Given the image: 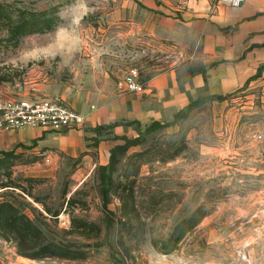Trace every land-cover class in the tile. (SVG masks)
<instances>
[{"label":"rangeland","instance_id":"1","mask_svg":"<svg viewBox=\"0 0 264 264\" xmlns=\"http://www.w3.org/2000/svg\"><path fill=\"white\" fill-rule=\"evenodd\" d=\"M163 1L164 16L173 12L169 2L181 4ZM0 11V89L22 90L30 81L26 72L47 62L41 72L58 83L118 95L130 68L144 84L182 60L173 41L153 33L152 13L132 0H0ZM41 12L56 21L50 31L8 33L21 18ZM126 123L110 124L126 136L102 129L98 138L86 137L87 150L76 157L14 151L6 165L25 190H0V202L12 203L49 242L77 256L30 260L0 238V264H264V140L252 139L264 136L261 88L198 105L152 133ZM89 125L87 132L105 127ZM123 138L139 142L116 152L109 172L110 151Z\"/></svg>","mask_w":264,"mask_h":264},{"label":"crops","instance_id":"2","mask_svg":"<svg viewBox=\"0 0 264 264\" xmlns=\"http://www.w3.org/2000/svg\"><path fill=\"white\" fill-rule=\"evenodd\" d=\"M132 1L152 13L153 33L175 43V49L182 55L181 62L148 78L144 82L146 91L141 95L118 91V95L110 92L101 95L100 91L99 94L85 91L79 85L58 83L41 72L48 71L47 62H44L39 71L26 72L30 81L23 83L22 90H16L17 85L10 88L4 84L7 88L2 89L8 91L10 88L12 94L37 98L59 96L86 117L84 127L4 133L0 135V152L27 148L51 150L55 156L76 157L87 150L86 137L98 138L94 132L84 130L87 123L92 127L118 121L147 126L154 121L169 122L190 102L232 94L246 82L247 89L261 88L264 94V69L257 78L250 80L264 65V0H243L238 7L219 0H181V4L168 3V8L173 10L168 16L159 14L164 9L163 0ZM125 12L122 6L120 15ZM64 38L62 35L61 40ZM31 73L35 74L30 79ZM108 131L112 136L125 135L120 134L119 125ZM99 155L102 159L100 151Z\"/></svg>","mask_w":264,"mask_h":264},{"label":"trees","instance_id":"3","mask_svg":"<svg viewBox=\"0 0 264 264\" xmlns=\"http://www.w3.org/2000/svg\"><path fill=\"white\" fill-rule=\"evenodd\" d=\"M3 18L4 15L0 11V21H2ZM55 24L56 21L52 17H47L43 12L36 15L31 13L27 17L21 18L16 24L10 26L8 33L14 37H21L35 33H44L50 31L55 26ZM263 69L264 65L260 66L256 75L250 80L257 78ZM247 86L248 82H246L242 88L232 94L226 96H210L192 101L186 106L184 110H181L175 114L172 122L161 123L154 121L145 128L144 132L148 134L157 130L168 128L174 125L178 120L185 118L194 107L203 105L208 101L224 102L230 96H233L238 92L245 91ZM126 124L127 126L139 125L137 122H130ZM113 127L114 125L96 127L93 129V132L99 135L102 129H110ZM137 138L132 141L128 140L127 138H123L125 144L122 146H116L110 151L108 159V170L110 169L109 172L115 166L116 152L126 150L131 146L137 145L139 142ZM14 153V151L0 152V190L6 191L8 189H18L24 192L25 189L14 183L11 179L10 170L12 164L6 165L7 162L15 157ZM109 172L103 177V182L106 186L108 185V180L110 178ZM2 176H5V178L2 179ZM34 200L37 201L36 199ZM70 202L71 201L69 200L67 204ZM104 206H106V204H104ZM53 216L57 217L58 213ZM199 220L200 218L193 221L188 229L179 231L176 235V242L180 240L187 230L194 227L195 224L199 222ZM74 222L75 221L72 220V223ZM81 224V226L84 228L91 227L96 230L97 233L99 232L97 227L85 221H81ZM0 238L6 242L15 243L16 254L20 257L30 260H43L47 258L74 259L77 256L68 249L56 245L54 242H49L43 233L35 226L29 216L20 211L16 206L8 201L0 202Z\"/></svg>","mask_w":264,"mask_h":264},{"label":"built area","instance_id":"4","mask_svg":"<svg viewBox=\"0 0 264 264\" xmlns=\"http://www.w3.org/2000/svg\"><path fill=\"white\" fill-rule=\"evenodd\" d=\"M231 7H238L243 0H219ZM117 90L122 93L141 95L146 87L140 80L136 68H130ZM85 118L72 109L59 96L37 98L33 96L12 94L0 89V135L24 129H43L45 131H63L65 129L83 128ZM253 141L261 143L262 133L254 134Z\"/></svg>","mask_w":264,"mask_h":264},{"label":"bare ground","instance_id":"5","mask_svg":"<svg viewBox=\"0 0 264 264\" xmlns=\"http://www.w3.org/2000/svg\"><path fill=\"white\" fill-rule=\"evenodd\" d=\"M76 22V21H75Z\"/></svg>","mask_w":264,"mask_h":264},{"label":"water","instance_id":"6","mask_svg":"<svg viewBox=\"0 0 264 264\" xmlns=\"http://www.w3.org/2000/svg\"><path fill=\"white\" fill-rule=\"evenodd\" d=\"M89 246V245H88Z\"/></svg>","mask_w":264,"mask_h":264}]
</instances>
